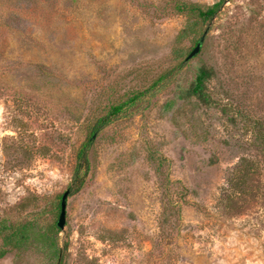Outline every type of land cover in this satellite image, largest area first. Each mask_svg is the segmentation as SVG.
<instances>
[{"label": "rangeland", "instance_id": "rangeland-1", "mask_svg": "<svg viewBox=\"0 0 264 264\" xmlns=\"http://www.w3.org/2000/svg\"><path fill=\"white\" fill-rule=\"evenodd\" d=\"M216 1L0 0V223L31 237L0 233V264H264V0L178 9ZM202 64L212 106L178 98Z\"/></svg>", "mask_w": 264, "mask_h": 264}, {"label": "trees", "instance_id": "trees-1", "mask_svg": "<svg viewBox=\"0 0 264 264\" xmlns=\"http://www.w3.org/2000/svg\"><path fill=\"white\" fill-rule=\"evenodd\" d=\"M224 2L225 0H219L209 5H197V4H189L183 2L178 5V9L180 11H188L189 13H191L195 20L194 22L196 23L198 22L208 23L219 12ZM185 33H186V29H183L180 33V36H183ZM183 64L184 62H181L179 66H182ZM170 74L171 72L162 75L155 82L163 81ZM213 75H214V69L212 67H209L205 64L200 65L197 68L193 82L189 87L180 90V92L178 93V98L186 99L190 97H195L204 105L212 106L214 104V101L208 92L207 82L212 78ZM153 84L151 85L152 87L150 86L144 89L143 91L131 95L123 103L111 105L109 110L103 116L98 118L92 133L100 130L102 127L112 122L115 119V117L118 116L119 113L122 112V110L126 106H132L136 104L137 101L141 99V97L144 94H146L149 90L155 87V85ZM169 104L171 103H168V105ZM90 166L91 165L89 159V142H88L82 145L78 150L77 163L74 168L72 183L69 186L70 193L79 191L84 186L87 175L90 170ZM239 167L236 170H238ZM55 227L56 230H58L57 228L58 226L55 225ZM8 228H10V226L5 224V222L0 223V233L2 234L5 244H9V242L12 240H14L16 244L23 243L24 241H27L29 238H31L29 235L28 227L15 230L11 233H5ZM40 234H42L40 237L41 239L35 238L33 240L35 242L38 241L39 243H41V248L47 250L50 254L58 257L60 255L61 248L59 247L57 241L50 234H47L45 232Z\"/></svg>", "mask_w": 264, "mask_h": 264}, {"label": "water", "instance_id": "water-1", "mask_svg": "<svg viewBox=\"0 0 264 264\" xmlns=\"http://www.w3.org/2000/svg\"><path fill=\"white\" fill-rule=\"evenodd\" d=\"M206 35V31L201 35V37L198 39L196 45L193 47V49L188 53V55L185 57V61L190 60L193 58L201 49L202 44L204 42ZM95 137V134L93 135ZM70 195V189H66L60 199V211H59V216L56 221V225L60 228L63 229L66 224V213H67V202H68V197Z\"/></svg>", "mask_w": 264, "mask_h": 264}]
</instances>
